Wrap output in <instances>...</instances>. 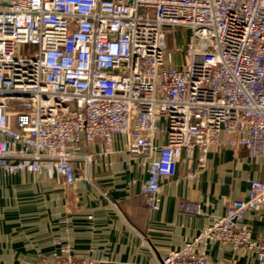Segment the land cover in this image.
Instances as JSON below:
<instances>
[{
    "label": "built area",
    "instance_id": "built-area-1",
    "mask_svg": "<svg viewBox=\"0 0 264 264\" xmlns=\"http://www.w3.org/2000/svg\"><path fill=\"white\" fill-rule=\"evenodd\" d=\"M178 29L189 32L182 67L166 45ZM116 136L148 163L141 193L151 210L182 151L196 150L200 170L211 148L264 159V0H0L2 173L70 187L74 162H93L83 151L98 144L108 155ZM262 209L264 177L154 264H209L211 243L264 264V237L237 227ZM56 244L51 261L34 264H98Z\"/></svg>",
    "mask_w": 264,
    "mask_h": 264
},
{
    "label": "crops",
    "instance_id": "crops-1",
    "mask_svg": "<svg viewBox=\"0 0 264 264\" xmlns=\"http://www.w3.org/2000/svg\"><path fill=\"white\" fill-rule=\"evenodd\" d=\"M100 149L95 144L83 151L92 163L74 162L77 182L70 187L55 176L0 170V264L51 261L59 240L74 260L154 264L224 215L232 201L245 199L250 181L264 177V159L244 151L211 148L202 170L196 150L182 151L151 210L141 193L148 163L127 153L123 136L113 139L108 155ZM192 170H200L198 177L186 179ZM237 227L252 239L264 237V209L247 212ZM206 254L209 264H259L253 253L219 243L207 245Z\"/></svg>",
    "mask_w": 264,
    "mask_h": 264
},
{
    "label": "rangeland",
    "instance_id": "rangeland-1",
    "mask_svg": "<svg viewBox=\"0 0 264 264\" xmlns=\"http://www.w3.org/2000/svg\"><path fill=\"white\" fill-rule=\"evenodd\" d=\"M189 32L184 30H176L170 32L166 36L167 52L172 55L173 63L176 66L182 67L186 63L187 53L186 46L189 44Z\"/></svg>",
    "mask_w": 264,
    "mask_h": 264
}]
</instances>
